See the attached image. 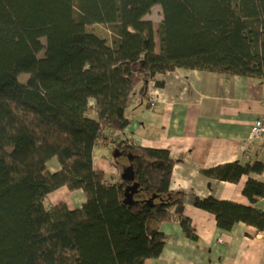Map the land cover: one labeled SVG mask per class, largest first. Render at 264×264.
I'll use <instances>...</instances> for the list:
<instances>
[{"label": "trees", "instance_id": "obj_1", "mask_svg": "<svg viewBox=\"0 0 264 264\" xmlns=\"http://www.w3.org/2000/svg\"><path fill=\"white\" fill-rule=\"evenodd\" d=\"M157 4L156 30L148 15ZM94 24L112 32L111 43L87 30ZM176 68L264 81V0H0V264H145L162 253L164 221L197 239L188 195L172 188L171 152L125 133L132 98L144 100ZM102 138L126 161L115 182L94 165ZM53 158L60 170L48 169ZM127 166L134 181L122 178ZM200 170L237 182L264 163ZM62 186L83 189V205L53 204ZM243 192L256 202L264 182L249 178ZM191 201L220 229H264V210L252 205Z\"/></svg>", "mask_w": 264, "mask_h": 264}, {"label": "crops", "instance_id": "obj_2", "mask_svg": "<svg viewBox=\"0 0 264 264\" xmlns=\"http://www.w3.org/2000/svg\"><path fill=\"white\" fill-rule=\"evenodd\" d=\"M148 94L156 105L133 104L126 112L131 123L125 133L140 145L171 152L176 161L172 188L188 195L184 211L197 239L188 237L178 223L164 221L160 224L166 236L162 253L145 264H264V229L257 231L242 221L231 230L220 229L213 213L191 201L192 195L214 196L264 210V198L251 202L243 192L249 178L264 182V170L237 182L212 179L200 170L228 162L264 163V138L250 141L252 123L264 117V81L176 68L165 75L164 87L151 88ZM113 151L110 139L98 140L94 165L117 180L119 166L109 157ZM122 158L118 161L125 164ZM53 193H58V201L50 197L53 204L67 202L77 208L86 200L82 189L62 186L49 196Z\"/></svg>", "mask_w": 264, "mask_h": 264}, {"label": "rangeland", "instance_id": "obj_3", "mask_svg": "<svg viewBox=\"0 0 264 264\" xmlns=\"http://www.w3.org/2000/svg\"><path fill=\"white\" fill-rule=\"evenodd\" d=\"M148 17L150 18V19H152L153 20V22H154V25H155V29L157 30V28H158V25H159V22L161 21V19H162V17H163V15H162V9H161V6H160V4H157L155 7H154V9L151 11V13L148 15ZM87 30L88 31H90V32H94V33H96V34H98L99 36H101V37H104V38H106L107 39V41H108V43H111L112 42V32L105 26V25H103V24H94V25H90V26H88L87 27ZM156 40L158 41V43H159V36H158V33H157V31H156ZM159 48V47H158ZM157 48V49H158ZM26 76L25 75H23L22 76V78H25ZM164 87V86H163ZM151 88H156V87H153V86H151L150 88H149V90L151 89ZM159 88H162V87H159ZM158 89V88H157ZM148 93H149V91H148ZM148 95L149 94H147V97L144 99V100H142L140 97H133L132 98V105L133 104H136V103H140V104H142V103H144V102H146V105L147 106H149V107H153L154 105H156V103H157V100L154 98V97H152V96H149L148 97ZM263 101H264V99H263ZM131 122V121H130ZM116 133H118V131L116 132ZM130 137V136H129ZM262 139V138H261ZM250 141H252V140H250ZM110 154H112V156H109L110 157V162L112 163V164H115L116 166L118 165L119 166V172H118V174L120 175V173H121V167H123L122 166V163H120L119 161H118V157L120 156V154H116L115 153V149H114V152H110ZM126 160H127V158H126ZM128 161V160H127ZM124 163H126V162H124ZM96 166H98V167H96ZM95 167L96 168H98L99 170H102V168L99 166V165H96ZM48 169L50 170V171H56V170H60L61 169V165H60V162H59V160L57 159V158H53L52 160H50L49 162H48ZM104 171V170H103ZM105 172V171H104ZM106 173V172H105ZM111 179H112V181H116V179H115V177L114 176H112L111 174H107ZM71 190V189H70ZM75 190H78V189H75ZM83 190V189H82ZM56 191V190H55ZM73 191V190H72ZM84 191V190H83ZM54 192V191H53ZM84 193H85V191H84ZM57 194L58 193H53V194H51L50 196H48V198H49V200L51 201V199H50V197L51 198H53V199H57L56 201H58V198H57ZM60 196H62V194H59ZM86 195V194H85ZM60 199V198H59ZM68 201V200H67ZM52 202V201H51ZM69 202V201H68ZM47 203L49 204V201H47ZM67 203V202H66ZM70 203V202H69ZM68 204V203H67ZM71 204V203H70Z\"/></svg>", "mask_w": 264, "mask_h": 264}, {"label": "water", "instance_id": "obj_4", "mask_svg": "<svg viewBox=\"0 0 264 264\" xmlns=\"http://www.w3.org/2000/svg\"><path fill=\"white\" fill-rule=\"evenodd\" d=\"M122 178L125 180H129V181H134L135 179V174L133 171V167L132 166H127L123 173H122ZM139 184L136 182H133L131 185H129L126 189V199L125 202L128 204H132L134 202V193L136 192L137 188H138Z\"/></svg>", "mask_w": 264, "mask_h": 264}, {"label": "built area", "instance_id": "obj_5", "mask_svg": "<svg viewBox=\"0 0 264 264\" xmlns=\"http://www.w3.org/2000/svg\"><path fill=\"white\" fill-rule=\"evenodd\" d=\"M259 138H264V117L258 118L252 123L250 140L254 141Z\"/></svg>", "mask_w": 264, "mask_h": 264}]
</instances>
